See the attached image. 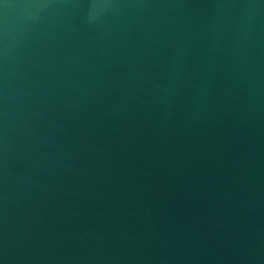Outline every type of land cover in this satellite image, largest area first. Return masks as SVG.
<instances>
[{"label":"water","instance_id":"95a60500","mask_svg":"<svg viewBox=\"0 0 264 264\" xmlns=\"http://www.w3.org/2000/svg\"><path fill=\"white\" fill-rule=\"evenodd\" d=\"M0 264H264V0H0Z\"/></svg>","mask_w":264,"mask_h":264}]
</instances>
